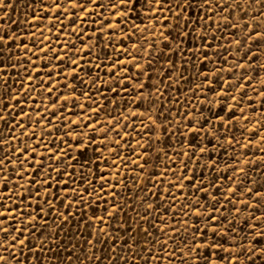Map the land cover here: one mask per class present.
Returning a JSON list of instances; mask_svg holds the SVG:
<instances>
[{
	"label": "rangeland",
	"instance_id": "obj_1",
	"mask_svg": "<svg viewBox=\"0 0 264 264\" xmlns=\"http://www.w3.org/2000/svg\"><path fill=\"white\" fill-rule=\"evenodd\" d=\"M49 0H45V3H48ZM221 4L225 3V0H219ZM228 3H231V0H227ZM241 8H237L236 4H232L231 8L236 9L235 15L229 17L227 21L223 20L220 14L215 15L212 19L216 22V25H213L212 20L209 21L207 26V32H204V22L200 21L201 27H197L195 20L199 15V11L189 12V16L193 20V28L195 32L192 34L191 40L188 37H183L182 47L185 49L188 57L192 56V52L188 51L191 47L195 49L196 47L203 48L204 45L201 43L197 37L201 35H206L208 40L211 41V51H209V61L205 62L206 67L200 63H188L184 64V55L178 54L176 52V37L178 35L183 36L181 32L182 25L177 26L175 19L170 13L163 12L160 13L161 18L165 15L169 18V23L167 27L162 22H157L153 19L148 18L145 15V10L143 8H138L136 13H132L126 21L123 23L122 27L126 28L130 34V38L125 36L123 31L117 29L118 35H113L110 39H105L109 36L108 30L103 32L100 29L103 27L101 21H105V18L110 19L111 23L115 25L117 20L112 18V9L107 8L100 12L97 15V12L94 11L91 17H87V14L79 13V15L85 16L84 20H75L73 23V8L68 4V0H64V3L61 7L67 6V16H62L63 24L60 23H50V21L55 20V8L53 7L50 11L45 12L39 5L36 8L32 7L30 0H13L12 7L0 10V16H5L4 29L9 33L15 31L18 35L22 37L25 43L29 45V50L18 48L15 50V55L9 60L8 56H11V53H8L5 57V62L2 65L5 69V73L8 75L5 77L10 80L11 89L8 90L7 94H4V89H0V95H3L4 103L9 105V110L12 113H19L18 117H11L7 125L3 121H0V131L3 132L4 137L7 139L4 141V154H9L10 148H15L17 151L20 148H29V160L24 163L22 166L23 169L31 168L34 164V161L31 159V146L36 143H39V149L35 153V160L41 159V153L52 151L53 143H59L60 137L64 136L66 129L64 124H67L69 121L64 120L63 116L60 113H57L56 117H52V111L55 108L59 107V104L53 107L52 102L48 99V93L43 91V88L47 87V83L44 85L40 84V81L36 79V73L33 72V67L40 71L41 77L48 83L55 85V80L48 81L47 74L43 71L45 64L49 68H53V65H56V68H53L55 76L60 80L58 85H55L53 92L51 93L52 97L60 95V92H63L64 95L72 94L79 99L73 100L69 99L67 105L72 109L71 112L67 113L69 120L76 121L80 123L81 120L87 123H95L99 120L97 128L103 127L105 131L110 126V124L115 123L116 119H120V123L116 124L117 129L119 130L120 137H124L130 144L135 145L136 153H140L143 150L136 144L137 139H141L144 143H147L149 140H157V137L163 139L164 133L162 128L158 125L150 132L148 129L152 128L153 121L159 119L168 125L170 139L166 140V151L168 156H164L159 147L155 148L154 151H151L150 156L148 157V165L145 166L144 171L140 172L136 168V165L133 164L132 160L140 159L143 163V158L138 155H133L129 159V153L131 149L125 146L124 141H121L120 145H116L114 140L118 137L115 132H111L107 135L105 139L104 133L101 131H94L92 128H84V124H80V129L84 133L82 139L84 140V145L78 147L76 145V133H71L70 136L65 137V140L72 141V147L68 148L67 144H64V147L68 150L71 157H75L72 161V164L75 165L76 175L74 177H69L64 174L60 176L62 183L58 186L56 184V173L49 169L51 172V177L49 178L53 187L47 193V198L52 200L51 204H44L43 198H45L46 193L45 189L41 187L42 181L40 177H46L48 173L43 170L39 171V176L35 172H26L25 175L31 176L37 181L34 188H29V181L27 179H20L18 175L12 174V169L20 163L16 157H12L13 162H9L8 168L5 169V172L9 175L11 183L9 184L10 189H15L17 184L24 185V188H21L20 191L25 193L27 197L28 211H31L36 207L37 202L39 201L42 206L43 213L47 216L48 226L46 229H37L36 236L32 237L33 251L29 252L28 248H24V255L20 254L19 246L11 251L16 253L15 259H9L4 262V264H101L102 258L103 264H180L179 259H174L169 261L168 253L172 252L171 240H169V247L167 252L160 253L158 250L160 248V241L168 239L167 236H164L162 232H159L156 228L152 227L154 224H159L160 228L169 230L173 223H176L179 227L183 228L185 224L183 221L185 219L195 220L196 216L193 214L190 217H183L181 214L177 216L174 220L173 217L179 210L184 207L186 204H200V205H211L214 204L212 197L216 196L220 204V213L217 215L223 214L227 216L228 221H232L234 216L238 215V220L236 224V234L242 236L244 232L249 231L247 226L244 224L245 218L249 215L250 210H243L244 205L242 203H236L234 206L229 205L226 200L222 197L227 194L232 196V192H228L227 188L229 186L236 188L239 186L241 189L244 188V185H241L239 179H237L234 184L231 180L218 179L215 180L216 185L219 188V191L212 186L209 181L215 179L216 176H226L231 172V169H226V164L224 161H227L229 164L235 166L236 161L230 160V157H238L240 161L251 158L252 163L243 164L240 163L239 167H243L248 173V177L251 181H258L260 184L264 185V161L260 160L259 157L264 156V151H258L257 149H264V108H261V98H257V94L253 91L252 88H248L245 84L244 88L247 89L248 95L252 97L254 101L253 107L256 109L253 112L252 109L247 107V100L244 101L242 107L245 111L242 114L239 109H236V116L241 117L242 115H247L248 120L233 118L235 127L232 128L231 132H228L227 129L220 130V135H227L231 138L233 135L236 136L238 140L245 141L247 138L253 135V131L257 130L259 132V138L253 140L252 145L248 149L241 148L240 144H235L236 151H233V147L228 145L226 141L216 140V144H223L222 148H213L212 145H208L209 152L213 154L217 161H220L219 167L212 171L210 169H205L204 164L209 163L207 158L201 159L198 163L201 167H196L197 161L192 160L188 162V177L193 178V184H196L197 181L203 178V183L207 186V192H201L197 195H190L188 200L182 198L181 191L177 186H173L171 181L176 180L178 176L181 175L180 170L184 168V162L188 161V158H184V162L181 161V158L176 155L177 152L183 151H196L201 146V136L199 135H171V132L175 129L181 127L180 124L176 121H181V123L186 125V121L183 120L182 116L176 115L178 112H187L189 119L195 121L198 116V112L194 115L192 111H189V108L194 105L195 108L204 109V115L210 116L212 112L219 111V107H213L209 104H200L199 101L203 99L204 93L208 91L207 87L196 88L197 85L201 84L203 77H199L196 73L203 68L205 72L209 74V79L215 80V77L212 76V70L214 65L216 67H223L227 69L230 64H222L221 56L225 52V48H221V45L228 46L229 42L232 41V51L229 55V62L232 61V57L236 56V45L233 40V33H237V38H241L244 35V29L242 25L247 22L249 25L253 24L251 17L254 12L260 10L259 5H251L244 3V0H239ZM38 4V0H37ZM95 8V6H92ZM14 9V10H13ZM243 9V10H241ZM264 10V9H262ZM36 12L38 18L34 19L32 13ZM100 11V10H97ZM215 11V8H213ZM228 11L223 13V16H228ZM258 14V13H257ZM135 17V20L133 18ZM74 19V17H73ZM15 21V23H13ZM234 23L237 25L236 28H225L226 23ZM135 25H139V28H136ZM83 27L86 31V35L83 36V39H77L76 33H79ZM52 28L50 32L48 29ZM75 28V32L73 29ZM43 30V35L41 31ZM63 29V31H62ZM175 29V30H174ZM93 30L97 31V35H92ZM35 32V37H31L30 33ZM160 32H164V37L159 35ZM215 34L216 39L212 40V35ZM58 37V39H57ZM90 37V38H89ZM45 39V44H40V39ZM123 38V40H121ZM67 42V43H66ZM20 41H17L19 44ZM256 41H252L250 46L253 47L254 51L264 53V40H261L259 43L260 48H256ZM74 44V47H72ZM135 44V46H134ZM45 45H51L47 49V55L44 52H40V59L37 60L36 56L33 55V52H38L41 47ZM168 45V47H165ZM54 47L56 49L55 53L51 50ZM69 49L67 54L64 51H61V48ZM116 47H127L131 53L137 57V60H133L131 64H126L128 69L127 73L123 71H117V78L124 77V80H121L119 84L112 79L111 73L108 72L109 68H112L113 63L119 59L121 61H127L131 59L127 53H118L115 51ZM145 49H152L151 60H152V69L151 75L153 79L149 82L147 74L141 71V67L147 64V59L149 58V52ZM217 51L220 55H217ZM87 53V55H85ZM60 55L64 58L63 64L60 61L51 59L54 55ZM31 56L32 61H35V64L32 65L28 59ZM74 57H79L80 67L72 65L71 67L76 68L77 78L74 83L76 86V91L73 92L72 87L69 86L67 90L64 89V83L67 80L71 85L73 83V72L70 70V60ZM239 59V57H237ZM24 61V66L20 64V61ZM173 60L176 64L178 71H173L172 75L167 76V69L169 68V61ZM196 60L202 61L203 56L200 53H196ZM243 63V60H240ZM260 62L264 63V55H261ZM11 64H15L16 67H10ZM100 64V68L97 69L94 66ZM134 65L136 67H134ZM25 67H27L28 73L32 75L31 83L38 86L41 90L35 91L32 87L29 86V82L25 79L27 73H25ZM120 65L117 64L116 68H119ZM254 67H259V65H254ZM83 68V71L80 69ZM62 70L66 73V76L59 74V70ZM187 69V71H185ZM114 71L116 69H113ZM241 76L243 75V69L236 70ZM91 73V75H89ZM107 73V74H106ZM183 73L185 79L178 80L180 74ZM249 74L253 76L251 83L256 89H264V69L260 70V80L255 78V74L252 73L249 69ZM97 75L100 79L96 82L94 87H90L93 81L97 80ZM225 78H230L233 81L239 82V77L236 75H229L228 72L221 73ZM81 79L87 81L88 83H81ZM247 79V77H245ZM139 80L148 85L145 88V103L139 109L136 108V103L138 98L135 96V89L138 87L137 83L133 81ZM158 80H164L165 83L158 85L161 92H165L166 95L161 97L160 102L155 105H151L147 100L148 92L151 89L152 85H157ZM128 82L131 85L129 91H124V83ZM168 83L172 84L171 89L167 87ZM21 85L27 90V93L21 90ZM221 88V82L215 81V88L213 92L208 93L210 99L216 100L219 104L220 97L219 95H214V93H219ZM244 88L240 89V92L244 91ZM59 89L60 91H57ZM192 90L199 92V95H194ZM240 92H237L235 86H233V95L236 96L237 100L240 99ZM83 93V95H82ZM13 96H19V103L24 109L21 112L20 108L15 107V101L12 99ZM91 97V99H90ZM152 100H155V95H153ZM171 101V102H170ZM177 101H179L177 103ZM234 103V102H232ZM83 106V107H81ZM3 107V104H0V108ZM99 108V111H92V109ZM146 108H154L155 110L151 111L149 116L148 112L145 111ZM171 113L169 114V110ZM211 109V112L209 111ZM161 110L163 114L161 115ZM145 112L143 117H138L135 123L132 122L131 113L132 112ZM24 112H27L29 115H24ZM46 114L49 118L53 120L51 125L48 124L47 120L38 117L37 113ZM5 116H8V112L3 113ZM222 115L227 116L228 113H222ZM91 116L92 120L89 121L88 117ZM37 119L40 123L37 124ZM215 120V117H212ZM19 120H22L26 125V128H19L17 124ZM143 120L145 124L148 125V128H145L140 121ZM63 121V123H61ZM125 124H129L130 127L127 129L124 128ZM56 125H60L59 133H57ZM46 126V127H42ZM132 127L137 129V132L142 135L138 136L137 133L132 132ZM48 130H51V135H48ZM186 130V129H185ZM33 131L35 135H33ZM22 133H24L22 135ZM95 135L96 140L86 149V156L81 155V150L84 146L88 145L91 137ZM215 135V133H213ZM43 136V139L46 143H40V137ZM183 140L184 143L181 144L180 141ZM191 143L192 147H189ZM206 143V141H205ZM99 148V151L95 149ZM115 149L116 151H113ZM226 149V151H225ZM247 151V156L239 155V153ZM119 153V155H117ZM159 153V156H158ZM62 155V154H61ZM197 156H200V153L196 152ZM169 156L171 159H169ZM123 157V158H121ZM223 157V161H221ZM88 158H91V163H88ZM76 160H79L80 163H76ZM116 161L114 164L113 161ZM58 163V162H56ZM256 163L260 164V168L255 167ZM85 164L86 167L91 168L92 173L85 172L87 179H83V187H81V176L80 172L83 171L80 165ZM126 165V166H125ZM166 166H171L172 170L168 171L167 174H164L163 169ZM37 169H40V166H36ZM61 172L65 169L66 165H59ZM68 171H72V165H67ZM251 169V170H249ZM151 174V179L149 176ZM103 176L104 179H100V176ZM243 174H241L242 176ZM138 177V179H137ZM89 179L95 182V189L89 183ZM111 180L112 184L116 185L115 191L117 192L116 197H112L109 191V183ZM117 181L119 183L117 184ZM63 182L69 184L67 192L63 188ZM0 183H4L0 181ZM101 184L104 185V195L107 199H100L96 195V190H99ZM127 184V187H125ZM185 187L183 188V194L189 195L190 193L195 192V188L188 184L187 180L184 181ZM155 185H159L157 188ZM199 186L198 184L196 185ZM250 187H256L254 183H249ZM75 187L78 191H83L84 188H88L92 192L91 196L85 194V199L83 203H75L76 196L71 192V188ZM36 188L40 189L39 196H33L32 193L36 191ZM57 188L59 191L57 192ZM161 189H168L171 193L175 194L176 200L175 204L172 205V198L168 196L167 193H163L160 203L163 204V208H159V211L150 210L151 215L144 220H141L139 225L136 223V220L142 215L146 209H148V203L155 204V194H160ZM145 190L148 192V196L145 197ZM264 190V188H262ZM166 197V198H165ZM247 197L242 195L240 191L235 193L234 199H239L241 201L245 200ZM69 199L73 201L71 207H68ZM251 201L250 203H254ZM11 204L12 201L7 202ZM120 205V209H117L118 218L112 219L111 217H105L111 222V227L107 224L103 225L109 232H112L113 229H116L119 232V239L115 240L116 250L115 252H110L112 247V241L96 243V238L98 235V228L101 222L97 217L105 215V208L111 211L113 204ZM172 205L170 211H165L169 206ZM21 208H25L23 202L20 203ZM157 207H159L157 205ZM242 209L238 214L233 211L231 215L225 209ZM136 209V211H133ZM189 213L193 212L191 207L185 209ZM51 211V215L47 213ZM203 211V208H201ZM264 211V209H261ZM63 212L65 215H68L69 212L73 215L68 216V221L66 223H61L63 217L60 216V213ZM125 213L127 215H125ZM19 215V213L17 214ZM167 218V224L163 223L159 217ZM11 220L12 217H9ZM127 220V223H122ZM53 221H56L54 224ZM142 228L148 229L152 235L145 238ZM203 226V225H201ZM243 229V231H241ZM128 230H131L132 236L135 239H132L128 235ZM43 233V234H41ZM27 235V233H25ZM157 237L160 238V241H157ZM41 240L46 241L47 247L40 249ZM88 240L93 241V245L87 243ZM128 240L131 245V253H139V255H133L129 253L128 248L124 247V241ZM149 240L157 241L155 247L149 243ZM252 240V237L249 236V241ZM231 243V240H230ZM258 248L264 247V239L261 240ZM121 248H124V251L121 252ZM149 248L152 252L156 253L157 258L148 260V252L144 249ZM93 253L95 257L93 258ZM7 255V253H3ZM116 255L119 257L117 260L110 261L109 256ZM179 256V253L175 254ZM39 256V259H37ZM161 256L163 257L161 259ZM70 257V258H69ZM144 257V259H141ZM191 264V261H189ZM227 264V261L224 262ZM243 264V262H241ZM256 264H264V260H257Z\"/></svg>",
	"mask_w": 264,
	"mask_h": 264
},
{
	"label": "snow or ice",
	"instance_id": "obj_2",
	"mask_svg": "<svg viewBox=\"0 0 264 264\" xmlns=\"http://www.w3.org/2000/svg\"><path fill=\"white\" fill-rule=\"evenodd\" d=\"M30 3L32 4L33 8H36L38 5L41 7L45 12L50 11L53 7L55 8V20L50 21V23H60L63 24L62 16H67V6L61 7V5L64 3V0H49L48 3H45V0H30ZM244 3L251 5H259L260 10L253 13L251 19L254 21L253 24L249 25L247 22H245L244 25H242L244 29V35L241 38H237V33H233V40L235 42L236 48V56L232 57V61L229 62V55L232 51V41L229 42L228 46L221 45V48H225L224 54L220 57L222 64H230V66L225 69L223 67H216L214 65L212 70V76L215 77V80L209 79V74L201 68L196 75L199 77H203V80L201 81L200 85H197L196 88L199 89L202 86L207 87L208 91L204 93L203 99L199 101L200 104H209L213 107H219V111L212 112L210 116L204 115V109L195 108L194 105H192L189 108V111H192L195 115L197 112L199 113L197 116V119L195 121H192L189 119L187 112H178L176 115L182 116L183 120L186 121V125L181 123V121H176V123L180 124L181 127L179 129H175L171 132V135H199L203 134L201 136V146L196 150L192 152L183 151V152H177L176 155L181 158V161L184 162V158L187 157L188 161L184 162V168L180 170L181 175L177 177L176 180L171 181V184L173 186H177L180 191L182 198L185 200L189 199L190 195H197L201 192H207L208 188L203 183V178L201 180L197 181L196 184H193V178L188 177L187 170H188V162H191L192 160H196L197 164L196 167H201V165L198 163L199 160L207 158L209 160V163H206L203 165L205 169H210L212 171H215L219 167L220 161H217L216 157L209 152L208 145H212L213 148H222L223 144H216V140L226 141L228 145L233 147V151H236L235 144H240L241 148L248 149L252 143L253 140L259 138V132L257 130L253 131V135L249 138H247L245 141L238 140L235 135H233L231 138H229L227 135L221 136L220 130L227 129L228 132L232 131V128L235 127L233 118H236V120L244 119L248 120L247 115H242L241 117L236 116V109L238 108L239 111L243 114L245 109L242 107L244 104V101L247 100V107L249 109H252L253 112L256 111V109L253 107L254 101L251 96L248 95V91L246 88H244L245 84H247L248 88H252L253 91L256 92L257 98H261V108H264V89H256L253 84L251 83L253 76L249 74V69H251L252 73L255 74V78L257 80H260V70L264 69V63L260 62L261 55H264V53H260L257 51H254L253 47L250 46L252 41H256V48H260V41L264 40V0H244ZM13 0H0V10L6 9L8 7H12ZM68 4L71 5L73 8V17H69V19H72L73 23H75V20H84L86 17L79 15V13L87 14V17H91L92 13L94 11L97 12V15L100 14L101 11L106 10L107 8L112 9V18H115L117 20V23L113 25L111 23L110 19L105 18V21H101L103 27L100 29L101 32L104 30H108L109 36L105 37V39H110L113 35H118V32L116 31L119 29L120 31H123L125 33V36L130 38V34L128 30L124 27H122L123 23L126 21V19L132 15V13H136L138 8H143L145 10V15L148 16V18L153 19L157 22H162L165 27H167L169 23V18L167 15L163 16L161 18L160 13L167 12L172 15V17L175 19L177 26L182 25L181 32L183 33V36L178 35L176 37V52L178 54H183L184 64L188 63H200L204 65V67L207 66L205 62L209 61V51H211V41L208 40L206 35H201L197 37L198 40L201 41V43L204 45L203 48L196 47L195 49H192L191 47L188 49V51L192 52V56L188 57L187 53L185 52V49L182 47L183 43V37H188L189 40L192 38V34L195 32V28H193V20L188 15L189 12H196L199 11V15L197 16L195 23L197 27H201L200 21L204 22V32H207V26L210 20H212L213 25H216V22L212 19L215 15L220 14L222 19L227 21L229 17H233L235 15L236 9H232L231 11H228V9L231 8L232 4H236L237 8H241V5L239 3V0H231V3H228L227 0H225L224 4H221L219 0H68ZM95 6L93 8L92 6ZM213 8H215V11H213ZM14 10V9H13ZM100 10V11H97ZM243 10V9H241ZM228 11V16H223V13ZM258 13V14H257ZM7 13H5V16H0V89H4V94L8 93V90L11 89L10 80L6 79L5 77L8 75L5 73V69L2 66L5 62V57L8 53H11V56H8V59L10 60L12 56H14L15 50L18 48H22L25 50L31 51L29 49V45L24 42L22 37L18 35L15 31H12L9 33L7 30L4 29V23L2 21L5 20ZM33 18H38L36 16V12L34 11L32 13ZM135 20V17L133 18ZM15 23V21H13ZM225 28H236L237 25L234 23H226ZM136 28H139V25H135ZM50 32L53 30L52 28L48 29ZM175 30V29H174ZM41 35H43V30L41 29ZM63 31V29H62ZM75 32V28L73 29ZM86 31L83 27H81V30L79 33H76L77 39L82 40L83 36L86 35ZM36 33L33 31L30 33L31 37H35ZM92 35H97V31L93 30ZM159 35L161 37H164V32H160ZM90 38V37H89ZM45 39L50 38H42L40 39V44H45ZM58 39V37H57ZM216 39L215 34L212 35V40L214 41ZM123 40V38H121ZM17 41H20L19 44H17ZM67 43V42H66ZM135 46V44H134ZM51 47V45H45L44 47H41L38 52H33L32 54L36 56L37 60L40 59L39 53L44 52L45 55H47V49ZM72 47H74V44H72ZM165 47H168V45H165ZM51 50L55 53L56 49L54 47L51 48ZM69 49L61 48V51H64L65 54H67V51ZM149 52V58L147 59V64L145 66L141 67V71L147 74L148 81L150 82L153 79V76L151 75V69H152V60H151V53L152 49H145ZM115 51L118 53H127L129 56H131V59L127 61H121L117 59L114 63L112 68L108 69V72L111 73L112 79L116 81L117 84L121 80H124V77L117 78V71H123L124 73L128 72V69L126 67V64H131L133 60H137V57L134 56L131 51L127 47H116ZM196 53H200L203 56L202 61L196 60ZM87 55V53H85ZM217 55H220L217 51ZM239 57V59L237 58ZM30 63L32 65L35 64V61H32L31 56L28 57ZM51 59L58 60L63 64L64 58L60 55L56 54ZM243 60V63L240 62V60ZM20 64L24 66V61L21 60ZM119 64L120 67L116 68V65ZM72 65H75L77 67H80V59L79 57H74L70 60V70L73 72V83L70 85L69 82L66 80L64 83V89L67 90L69 86L72 87L73 92L76 91L75 86V79L77 78V72L75 67H71ZM254 65H259V67H254ZM10 67L15 68V64H11ZM56 65H53V68H56ZM95 68L99 69L100 64H96L94 66ZM134 67H136L134 65ZM53 68H49L47 64H45V67L43 71L47 74L48 81L55 80V85H58L60 83V80L55 76L53 72ZM113 69H116L115 71ZM237 69H243V75L241 76L236 70ZM59 70V69H58ZM83 71V68L80 69ZM167 76H171L173 71H178L176 68V64L173 60L169 61V68L166 70ZM187 71V69H185ZM228 72L229 75H236L239 77V82L233 81L230 78H225L221 75V73ZM33 72L36 73V79L40 81L41 85H44L47 83V87L43 88L44 92H47L48 99L52 102L53 107L55 108V105L59 104L58 108H55L54 111H52V117H56L57 113H60L61 116H63L64 120H68L69 122L67 124H64V128L66 131L64 132V136L60 137V142L53 143L52 151L48 152L45 151L41 153V159L35 160V153L39 149V143L34 144L31 146V153L32 157L31 159L34 161V164L31 168L23 169L22 166L26 161L29 160V148H20L19 151H17L15 148H10L9 154H4V141L7 139V137H4L3 132L0 131V181H3L4 183H0V264H4L5 261L9 259H15L16 253L11 251V249H15L19 246L20 254L24 255V248L27 247L29 252L33 251V245H32V237L36 236L37 229H46L48 226V219L47 216L42 211V206L40 202H37V205L35 208H33L31 211L26 210L28 201L27 197L25 196L24 192H21L20 189L24 188V185L17 184L15 189H10L9 184L11 183L9 175L5 172V169L8 168L9 162L12 161V157H16L20 163L16 165L15 168L12 169L13 175H18L20 179H27L29 181V188H34L36 186L37 181L33 179L31 176L25 175L26 172H35L37 176H39V171L43 170L44 172L48 173L46 177H40L42 184L41 187L45 189L46 196L43 198L44 204H51L52 200L50 198H47V193L50 189H52L53 185L50 182L49 178L51 177V172H49V169H52L56 173V184L59 186L62 181L60 179L61 175H68L69 177H74L76 175V168L75 165L72 164V161L76 159L75 157H71L69 155L68 150L64 147V144L68 145V148L72 147V141L65 140V137L70 136L71 133H76L77 139H76V145L78 147L84 145V140L82 139L84 133L82 131H78L80 129V124H84V128H92L94 131H101L104 133L105 139L107 138V135L111 132H115L117 139L114 140V143L116 145H120L121 141H124L125 146L129 147L131 149L129 153V159L132 158L133 155H138L143 158V163H141L140 159L132 160L133 164L136 165V168L139 169L140 172L144 171V168L146 165H148V157L150 156L151 151H154L155 148L159 147L161 149V152L164 156H168V152L166 149V140L170 139L169 135V128L166 123L163 121H159V119H156L153 121L152 128H149L148 130L150 132H153L155 135V132L153 131L157 125L162 128L164 133V138L161 139L157 137V140H149L147 143H144L141 139L136 140V144L139 145V147L143 150L140 153H136L135 145L130 144L124 137H120L119 130L116 127V124L120 123V119L117 118L115 123L110 124V126L105 129L103 127L97 128V124H99V120H97L95 123H87L83 120L80 121V123H77L76 121L69 120V117L67 116L68 112H71L72 109L68 107L67 101L69 99L73 100L75 103V100L79 99V97H75L72 94L64 95L63 92H60V95L56 97H52L51 93L53 92V89L55 87L54 84L48 83L45 81L40 74V71L37 70L35 67H33ZM25 73L27 75L25 76V79L29 82V86L33 88L35 91H40L41 89L33 85L31 83L32 81V75L31 73H28L27 67H25ZM59 74L62 76H66L67 74L64 73L62 70H59ZM107 74V73H106ZM91 75V73H89ZM247 77V79H245ZM100 79L99 75H97V80L93 81L90 85V87H94L96 82ZM185 77L183 76V73L180 74L178 77V80H183ZM215 81L221 82V88L219 93H214V95H219L220 101L219 104H217L216 100L210 99L208 93L213 92L215 88ZM81 83H88L87 81H84L81 79ZM133 83H137L138 87L134 90L135 96L138 98V102L136 103V108L139 109L142 105L145 103V88L148 86L144 82H141L139 80L133 81ZM164 80H158L157 85H152L151 89L148 92L147 100L150 102L151 105H155L156 103L160 102L161 97H164L166 95L165 92L160 91V87L158 85L164 84ZM233 86H235V89L237 92H240V89L244 88L243 92H240V99L237 100L236 96L233 95ZM124 91H129L131 88V85L126 81L123 85ZM167 87L171 89L172 84L168 83ZM21 90L27 93V90L23 88V85H21ZM57 91H60L57 89ZM190 91H193L194 95H199V92L196 90L190 89ZM83 95V93H82ZM153 95H155V100H152ZM12 99L15 101V107L20 108L21 112L24 111V109L21 107L19 103V96H13ZM91 99V97H90ZM171 102V101H170ZM179 101H177L178 103ZM234 102V103H232ZM0 104H3V107L0 108V121H3L5 125L9 123V119L11 117H18L19 113H12L9 110V105L4 103L3 101V95H0ZM83 107V106H81ZM155 110L154 108H146L145 111L148 112L149 116L151 115V111ZM92 111H99V108L92 109ZM211 112V109H209ZM8 112V116H5L3 113ZM222 113H228L227 116L222 115ZM163 114V111L161 110V115ZM169 114L171 113V109L169 110ZM24 115H29L27 112H24ZM145 115V112H132V122L135 123L136 119L138 117H143ZM38 117H41L45 120H47L48 124L51 125L53 123V120L49 118L46 114L43 113H37ZM212 117H215V120L212 119ZM88 120L91 121L92 117L89 116ZM37 124L39 125L40 121L37 119ZM63 123V121H61ZM140 123L145 127L148 128V125L144 123L143 120L140 121ZM17 127L19 128H26V125L23 123L22 120H19ZM46 127V126H42ZM130 127L129 124H125L124 128L127 129ZM57 133H59L60 125H56ZM186 129V130H185ZM132 132L137 133L138 136L142 135L141 133L137 132V129L135 127H132ZM215 133V135H213ZM24 133H22L23 135ZM48 135H51V130H48ZM33 135H35V132L33 131ZM96 140L95 135L91 137V139L88 142L87 146H84L81 150V155L86 156V149L88 146H91ZM206 141V143H205ZM40 143H46L43 139V136L40 137ZM181 144L184 143L183 140L180 141ZM189 147L191 148V143L189 144ZM100 149L97 148L95 151H99ZM258 151H264V149H257ZM113 151H116L113 149ZM200 153V156L196 155V152ZM226 151V149H225ZM62 154V155H61ZM119 155V153H117ZM239 155L247 156V151L239 153ZM159 156V153H158ZM123 158V157H121ZM169 159L171 157L169 156ZM260 160L264 161V156L259 157ZM230 160L236 161L235 166L233 164H229L227 161H224L226 164V169H231V172L226 176H216L215 179L209 181V183L212 184L214 188H216L217 191H219L218 186L215 183V180L218 179H224V180H231L234 184L236 183L237 179H239V182L241 185H244V188L241 189L239 186L236 188H233L229 186L227 188L228 192H232V196H228L225 194L222 198L227 201L229 205H235L236 203H242L244 205L243 210H250L249 215L245 218L244 224L247 226L249 231L244 232L242 236L236 234V224L238 220V215L233 217L232 221H228L227 216H224L223 214L217 215V213H220V204L219 200L216 196H213L212 199L215 201L214 204L211 205H200V204H186L184 207H182L178 213L175 214L173 219L175 220L177 216H180L181 214L183 217H190L193 214H195L196 219L188 220L185 219L183 223L185 226L183 228L179 227L176 223H173L170 227V233L169 230H165L164 228H160L159 224H154L152 227L156 228L159 232H162L164 236H167L168 239H164L160 241V238L157 237V241H160V248L159 252L164 253L167 252V249L169 247V240H171V247L172 252L168 253L169 261H172L174 259H179L180 264H189V261H191V264H224L225 261H227V264H256L257 260H264V247L258 248L257 246L260 245L261 240L264 239V211H261V209H264V185L260 184L258 181H251L248 177V173L245 171L243 167H239L240 163L243 164H250L252 163L251 158L245 159L243 161H240L238 157H230ZM221 161H223V157H221ZM58 162V163H56ZM76 163H80L79 160H76ZM88 163H91V158H88ZM113 163L115 164L116 161L114 160ZM60 164L66 165L63 172H61V169L59 167ZM37 165L40 166V169H37ZM67 165H72V171H68ZM126 166V165H125ZM81 169L83 171L80 172L81 176V187H83V179H87L88 177L85 175V172H88L90 174L92 173L91 168L86 167L85 164L80 165ZM255 167L257 169L260 168V164L256 163ZM171 166H166L165 169H163L164 174L166 175L168 171H171ZM251 170V169H249ZM241 174H243L241 176ZM100 179H104V177L101 175ZM138 179V177H137ZM149 179H151V174L149 176ZM187 180L188 184L195 188L194 193H190L189 195L183 194V188L185 187L184 181ZM89 183L93 186V189H95V182L91 179H89ZM109 183V191L112 197L117 196V192L114 190L116 185L112 184L111 180L108 181ZM119 181H117V184ZM249 183H254L257 186L256 187H250L248 186ZM199 185L198 187L196 185ZM125 187H127V184H125ZM155 187L159 188V185H155ZM63 188L65 192H67L69 188V184L67 182H63ZM59 191V188H57V192ZM240 191L242 195H245L247 198L243 201L239 199H234L235 193ZM71 192L75 194L76 200L75 203H83L85 199V194L88 196L92 195V192L89 191L88 188H84V190L78 191L77 188L72 187ZM105 189L104 185L101 184L99 190H96V195L100 198L105 200V203H107V199L104 195ZM163 193H167L168 196L172 198V205L175 204V194L171 193L168 189H161L160 194H155V204L154 203H148V209L145 210V212L139 216V218L136 220V223L139 225L141 220H144L145 218L149 217L151 215L150 210L159 211V208H163V204L160 203L161 197ZM33 196H39L40 189L36 188V191L32 193ZM148 196V192L145 190V197ZM166 198V197H165ZM11 200L12 203L8 204L7 202ZM251 201H255L254 203H250ZM23 202L25 204V208L20 207V203ZM73 201L69 199L68 207H71V204ZM157 205L159 207H157ZM172 205L169 206L168 209H165V211H170L172 208ZM187 207H191L193 209L192 213H189L185 209ZM201 208H203V211H201ZM117 209H120V211H123L122 208H120V205L113 204L111 207V211H109L107 208H105V215L97 217V219L101 222L98 228V235L96 238V243H102V242H108L112 241V247L110 249V252H115L116 250V244L115 240L119 239V232L116 229H113L112 232H109L103 225L107 224L109 227H111V222L106 219L105 217H111L112 219L118 218V212ZM133 211H136V209H133ZM229 213V215L232 214L233 211H235L237 214L242 211V209H225ZM19 213V215H17ZM47 215H51V211L47 213ZM73 215V213L69 212L68 215H65L63 212L60 213V216L63 217V220L61 223H66L68 221V216ZM125 215H127L125 213ZM9 217H12L10 220ZM161 221L165 224H167V218L161 216L159 217ZM55 224L56 221H53ZM122 223H127V220L123 221ZM203 225V226H201ZM143 233L145 234V238L147 239L152 235V233L146 229L142 228ZM243 231V229H241ZM27 233V235L25 234ZM43 234V233H41ZM128 235L135 239L134 236H132L131 230H128ZM249 236L252 237V240L249 241ZM231 240V243H230ZM157 241L149 240V243L152 244L153 247H155ZM87 243L89 245H93L92 240H88ZM124 247L128 248L129 253H131V245L129 244L128 240H125ZM47 247L46 241L41 240L40 249H44ZM94 247V245H93ZM146 252H148V260L156 259V253L152 252L151 249L145 248ZM124 251V248H121V252ZM3 253H7V255H4ZM179 253V256H176L175 254ZM133 255H139V253H135ZM70 258V257H69ZM93 258L95 257V253H93ZM163 257L161 256V259ZM37 259H39V256H37ZM101 260V264H103L102 258H99ZM119 259L116 255H110L109 260H117ZM141 259H144V257H141Z\"/></svg>",
	"mask_w": 264,
	"mask_h": 264
}]
</instances>
